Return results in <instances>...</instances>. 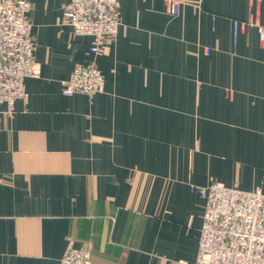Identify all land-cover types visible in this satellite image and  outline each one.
<instances>
[{
  "label": "crops",
  "instance_id": "crops-1",
  "mask_svg": "<svg viewBox=\"0 0 264 264\" xmlns=\"http://www.w3.org/2000/svg\"><path fill=\"white\" fill-rule=\"evenodd\" d=\"M38 78L0 105V264H195L204 201L218 181L264 193V0H119L115 42L56 23L69 0H28ZM208 49V53H206ZM104 89L62 95L78 65Z\"/></svg>",
  "mask_w": 264,
  "mask_h": 264
},
{
  "label": "built area",
  "instance_id": "built-area-1",
  "mask_svg": "<svg viewBox=\"0 0 264 264\" xmlns=\"http://www.w3.org/2000/svg\"><path fill=\"white\" fill-rule=\"evenodd\" d=\"M203 0H167L177 16L182 5L201 8ZM119 0H69L56 19L71 29V36L90 37V51L98 55L105 44L115 42L120 27ZM28 0H0V105L7 110L15 101L28 99L26 78H38L40 65L34 59L35 42L28 16ZM255 28L264 43V26L249 15L233 24V40L241 28ZM206 49V53H208ZM104 89V77L94 63L78 64L62 81V95L92 97ZM193 192L204 201L195 264H264V193L242 191L211 181ZM61 264H92L90 247H69Z\"/></svg>",
  "mask_w": 264,
  "mask_h": 264
}]
</instances>
